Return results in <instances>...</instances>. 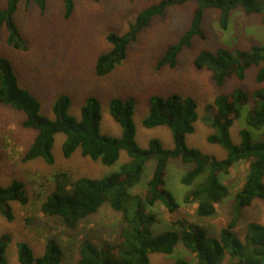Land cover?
<instances>
[{
    "label": "trees",
    "instance_id": "1",
    "mask_svg": "<svg viewBox=\"0 0 264 264\" xmlns=\"http://www.w3.org/2000/svg\"><path fill=\"white\" fill-rule=\"evenodd\" d=\"M61 1L65 8L64 16L70 19L75 11V0ZM187 1L161 0L142 10L126 32L108 33L107 40L112 46L98 55L96 74L99 77L111 74L127 58L129 46L155 17L164 16L168 7ZM195 1L197 7L191 27L168 47L157 68H175L179 54L184 48L192 46L194 36L206 38L203 20L208 7L220 11L219 20L223 29L229 28L232 11L238 7L248 14H263L264 24V0ZM21 2H33L45 11L49 0H7L6 5L0 7V38L2 30L6 29L8 44L24 50L27 43L15 17ZM194 65L199 70H209L218 86H223L229 77L245 79L248 69L259 67L256 80L263 85L253 94L254 106L246 121L250 128H240L238 142L233 140L231 127L250 103V94L237 87L217 95L211 104L216 111L206 122L215 131L209 134L208 141L218 143L227 151L224 158L203 153L187 144V135L195 131V121L199 118L198 102L192 96L172 93L150 97V110L143 125L147 128L169 127L174 147H165L161 139L155 137L144 148L137 141L133 99L114 98L110 102L111 116L122 127L120 137L101 132L102 113L96 96L87 98L78 118L70 113V96L61 95L53 102L54 117H50L42 113L39 99L21 85L12 61L0 55V102L24 112L23 126L36 131L23 156L24 161L43 158L48 164H54L56 135L63 132L66 138L62 150L66 158L78 149L83 156L108 166L120 159L123 150L130 157L119 170L98 178L80 176L73 179L67 170L53 175L55 186L42 201L41 211L47 216L59 218L66 227L77 228L84 218L97 212L105 202H109L114 210L123 212L120 241L116 244L104 242L99 246L89 238L83 240L78 264H151L152 253L173 254L179 245L196 255L197 264H264V216L261 222L247 223L244 240L235 232L242 211L255 199L264 200V44H254L248 50L227 47H219L216 51L202 50L195 57ZM253 131H259V134L255 135ZM150 159L155 160L153 174L146 183L144 194H137L133 189L141 183L145 165ZM170 159L193 165L181 181L192 187L184 199L186 203L197 204L196 213L199 216L214 215L218 203L230 195L223 175L230 173L237 162L249 163L246 180L236 192L230 220L218 235H210L206 226L185 216L174 219L171 229L155 233L153 227L158 215L149 208L159 201L164 203L169 213L180 208L174 193L167 187ZM28 200L23 182L0 184V212L6 219L13 220L15 217L13 201L26 205ZM10 242L9 235L0 237V264H8ZM18 257L20 264H61L64 248L56 238L51 237L45 252L36 256L28 243L20 242ZM174 264H189V261L179 257Z\"/></svg>",
    "mask_w": 264,
    "mask_h": 264
},
{
    "label": "rangeland",
    "instance_id": "2",
    "mask_svg": "<svg viewBox=\"0 0 264 264\" xmlns=\"http://www.w3.org/2000/svg\"><path fill=\"white\" fill-rule=\"evenodd\" d=\"M160 1L75 0V11L70 19L64 16L65 8L61 0H49L45 11L33 2H21L15 17L27 49L11 47L7 42V31L3 29L0 55L12 61L21 85L39 99L42 113L50 117H54L52 104L61 95L70 96V113L78 118L87 98L96 96L100 100L102 113L101 132L120 137L122 127L111 116L110 102L114 98L133 99L137 141L144 148L155 137L161 139L165 147H174L169 127L147 128L143 125L150 110V97L172 93L192 96L198 102L199 118L195 121V131L187 135V144L203 153L224 158L227 151L218 143L208 141L209 134L215 131L206 122L216 111L211 104L217 95L237 87L244 88L250 94V103L243 108L241 117L231 127L233 140L238 142L240 128H250L246 121L254 106L253 94L263 85L256 80L259 67L248 69L245 79L229 77L223 86H218L209 70L195 67L194 59L202 50L216 51L219 47L248 50L254 44H264L263 14H248L242 7H238L232 11L229 28L223 29L219 20L220 11L206 8L203 20L206 38L194 36L192 46L184 48L179 54L175 68H157L158 61L168 47L191 27L197 1L189 0L181 5L170 6L164 16L155 17L129 46L127 58L111 74L99 77L95 64L98 55L110 50L112 46L107 40L108 33L126 32L142 10ZM6 3L7 0H0V7ZM24 119V112L0 102V184L23 182L29 195L26 205L12 202L15 215L13 220L6 219L0 212V237H11L7 250L8 264H20V242L28 243L34 254L40 256L46 250L48 239L56 238L64 248L61 264H78L81 242L87 238L99 246L104 242L118 243L124 223L123 212L114 210L109 202L84 218L75 229L66 227L57 217L44 214L41 204L55 186L53 175L57 171L67 170L73 179L80 176H106L119 170L130 159L127 152L123 150L120 159L111 166L83 156L80 149L66 158L62 150L66 138L63 132L56 135L54 164H48L43 158L24 161L23 156L36 135L34 129L23 126ZM253 132L259 134V131ZM192 166L179 159H170L167 187L174 193L180 208L169 213L161 201L150 207L149 211L158 215V221L153 227L155 233L171 229L174 219L185 216L206 226L210 235H218L230 220L235 195L246 180L249 163L237 162L230 173L223 175L231 193L218 203L216 213L211 216H199L196 213L197 204L185 202V194L192 187L183 184L181 178ZM154 167L155 160H148L141 183L133 189L135 193L144 194ZM263 216L264 200L255 199L251 206L242 211L235 228L236 235L244 240L247 223L261 222ZM179 257L186 258L189 264H197L196 255L181 245L173 254L152 253L151 264H174Z\"/></svg>",
    "mask_w": 264,
    "mask_h": 264
}]
</instances>
